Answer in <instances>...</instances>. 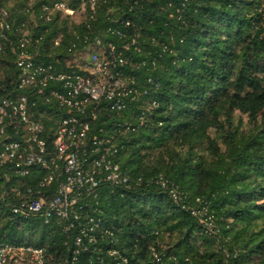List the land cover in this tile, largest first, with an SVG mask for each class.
Listing matches in <instances>:
<instances>
[{
    "label": "trees",
    "instance_id": "16d2710c",
    "mask_svg": "<svg viewBox=\"0 0 264 264\" xmlns=\"http://www.w3.org/2000/svg\"><path fill=\"white\" fill-rule=\"evenodd\" d=\"M0 24V102L26 98L49 154L68 109L49 95L57 83L19 86L25 31L34 61L61 71L78 69L86 44L98 52L95 39L107 53L134 38L123 71L146 91L120 112L100 107L92 124L112 136L128 180L85 195L68 229L10 210L19 197L5 191L45 170L17 179L0 167L1 239L46 247L47 264H264V0H0ZM6 133L22 139V123Z\"/></svg>",
    "mask_w": 264,
    "mask_h": 264
},
{
    "label": "built area",
    "instance_id": "2783aa9c",
    "mask_svg": "<svg viewBox=\"0 0 264 264\" xmlns=\"http://www.w3.org/2000/svg\"><path fill=\"white\" fill-rule=\"evenodd\" d=\"M88 1L93 8L98 0ZM54 6L73 14V10L63 2H55ZM116 21L125 30L131 26L128 18ZM0 27L3 25L0 24ZM112 32L120 38L125 36V31L119 27L113 28ZM27 35L25 31L15 58L19 86L30 87L40 93L51 82L57 83L49 89V95L66 107L68 114L58 122L55 153L49 154L41 138L43 125L28 116L26 98L0 102V167L17 179L28 177L39 169L46 171L32 186L14 185L5 192L19 197V201L10 208L12 213L23 217L40 216L45 222L52 217L63 219L69 222L65 226L68 229L73 225L71 217L76 218V208L85 195L95 194V189L103 182L125 185L128 180L112 158L117 150L111 142L112 136L105 134L103 128L95 130L92 122L97 119L103 103L106 110L120 112L127 107L125 98L131 95L129 101H133L146 93L123 71L128 62L123 50L130 46L136 50L139 48L132 38L120 48L114 43H107L106 53L100 40L95 39L98 52H90L92 44H86L83 47L85 53H80L82 55L78 57V69L61 71L51 61H34L30 51L25 49L27 45H32ZM156 63V59L151 60L150 66L153 68ZM146 65L145 61L137 64L140 68ZM21 123L22 139L2 141L8 136L7 124L18 128ZM51 184H54L52 191L45 192ZM205 221L201 218L202 223ZM91 240L92 237H89ZM75 243H80V237L75 238ZM0 264H47L46 247L0 238Z\"/></svg>",
    "mask_w": 264,
    "mask_h": 264
}]
</instances>
